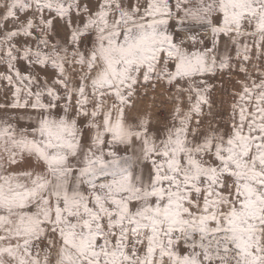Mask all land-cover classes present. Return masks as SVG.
Here are the masks:
<instances>
[{"label": "snow or ice", "instance_id": "6c2138e0", "mask_svg": "<svg viewBox=\"0 0 264 264\" xmlns=\"http://www.w3.org/2000/svg\"><path fill=\"white\" fill-rule=\"evenodd\" d=\"M0 69V264H264V0H0Z\"/></svg>", "mask_w": 264, "mask_h": 264}, {"label": "rangeland", "instance_id": "374dc122", "mask_svg": "<svg viewBox=\"0 0 264 264\" xmlns=\"http://www.w3.org/2000/svg\"><path fill=\"white\" fill-rule=\"evenodd\" d=\"M3 69H0V71H2ZM237 77H233V81L230 82L228 81L227 76H223V77H217L216 80L214 81L215 83H217L218 87L216 89V92L213 96V99L215 101H221V100H227L228 97L225 94V90L228 88L232 87L233 82L235 81ZM221 81H223V87H219ZM150 103L149 101L145 102ZM157 103H161L163 104V107H158L154 109V114L157 118H159L161 120V122L163 123L166 119L167 116H169L171 114L172 111V107L170 104H168V102L166 100H163L162 98L158 97L157 98ZM225 114H226V109H227V105L225 104Z\"/></svg>", "mask_w": 264, "mask_h": 264}]
</instances>
